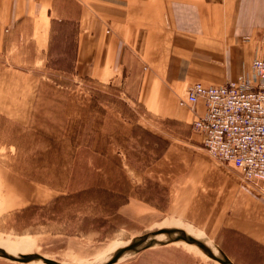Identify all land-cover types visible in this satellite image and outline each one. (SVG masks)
<instances>
[{
    "label": "rangeland",
    "instance_id": "1",
    "mask_svg": "<svg viewBox=\"0 0 264 264\" xmlns=\"http://www.w3.org/2000/svg\"><path fill=\"white\" fill-rule=\"evenodd\" d=\"M98 1H90L80 56L77 0H67L64 22H25L10 32L4 26L0 37V241L63 264H91L114 245L187 219L192 186L196 197H215L218 208L225 203L226 216L245 197H264L210 156L182 102L196 82H251L257 40L173 38L154 13L153 38H131L138 48H124L117 60L95 52L111 44L97 18L114 20L111 3ZM48 28L46 40L40 32ZM210 45L218 51L203 53ZM99 62L108 69L99 70ZM225 224L206 231L210 239L234 264H258L264 245ZM0 264L20 263L0 258ZM116 264L218 263L190 244L172 243Z\"/></svg>",
    "mask_w": 264,
    "mask_h": 264
},
{
    "label": "crops",
    "instance_id": "2",
    "mask_svg": "<svg viewBox=\"0 0 264 264\" xmlns=\"http://www.w3.org/2000/svg\"><path fill=\"white\" fill-rule=\"evenodd\" d=\"M72 2L74 0H71ZM80 8H76L73 14L76 18V25L78 34L76 35L77 53L82 55L86 44L85 29L89 23L90 7L98 0H77ZM108 6H112L113 10L107 11L112 13L114 20L100 19L97 22L101 25L103 30H100L103 36L111 40L108 43L96 46L98 54L115 55L117 60L120 54L124 52L126 47H135V42L131 43V38L146 39L153 38V22L154 13L156 15L155 22H160L167 26L164 29L169 32V25L171 31L174 32L173 38L178 39H243V40H257L259 50L257 54L260 56L262 52L261 39L264 35V0H107ZM106 3V1H104ZM101 5V4H100ZM72 6L67 3V0H0V37L4 26L8 27V32L20 24L25 22H64L69 14ZM102 6V5H101ZM159 9L160 19L157 20L158 14L154 10ZM158 8V9H157ZM63 13L64 16H60ZM53 18V20H52ZM116 20V21H115ZM143 20V21H142ZM118 21V22H117ZM143 22V23H140ZM118 26V27H117ZM49 28L40 32V36H44L46 40L49 38ZM51 31V30H50ZM122 32L118 34V32ZM127 31L128 35L124 33ZM141 32V33H140ZM140 33V34H138ZM149 33V34H148ZM96 37V36H95ZM113 37V38H112ZM169 38V36L166 35ZM89 38V37H88ZM91 38V35H90ZM89 38V40H91ZM130 40V44L124 45L122 39ZM88 40V39H87ZM184 46L197 49V43L193 44L187 40L181 41ZM89 49L91 46H88ZM203 48V47H202ZM223 47L220 48L219 53L227 52ZM226 48V46H225ZM222 49V50H221ZM216 53L218 49L213 46H206L203 53ZM87 50L85 54L95 53ZM135 53L138 52L134 50ZM257 55V56H258ZM255 59V58H254ZM253 59V60H254ZM249 69L253 73L252 63ZM85 62V61H84ZM78 63V61H77ZM83 64V63H82ZM119 64V63H116ZM119 68V67H118ZM99 70L108 69L104 64H98ZM111 69V68H110ZM217 86V85H206ZM186 97V89H185ZM185 97L182 100L185 102ZM204 112L203 105L198 103L195 106L193 116L201 115ZM196 182V180H193ZM190 193H185L187 199L185 200V212H188L187 219H181V222H197L206 224V227L200 229L209 238L210 235L206 232L213 230L215 223L224 222L225 229L240 233L242 237L255 239L257 243L264 245V197H257L255 199L248 198L241 201V204L235 207L231 213L234 216H226L225 203L224 207L218 208L215 197L198 198L197 192L199 188L190 187ZM254 198V197H253ZM249 204V205H248ZM186 207L188 210H186ZM228 209H233L234 205L229 201ZM228 213V214H231ZM183 220V221H182ZM194 226V225H193ZM209 228V229H208ZM227 255V254H226ZM230 258V257H229ZM232 260V259H231ZM258 264H264V246L263 258L257 261Z\"/></svg>",
    "mask_w": 264,
    "mask_h": 264
},
{
    "label": "built area",
    "instance_id": "3",
    "mask_svg": "<svg viewBox=\"0 0 264 264\" xmlns=\"http://www.w3.org/2000/svg\"><path fill=\"white\" fill-rule=\"evenodd\" d=\"M261 55L253 60L254 78L206 86L193 83L186 91V104L195 112L192 129L202 137L210 156L235 171L264 195V35ZM183 102V101H182Z\"/></svg>",
    "mask_w": 264,
    "mask_h": 264
},
{
    "label": "water",
    "instance_id": "4",
    "mask_svg": "<svg viewBox=\"0 0 264 264\" xmlns=\"http://www.w3.org/2000/svg\"><path fill=\"white\" fill-rule=\"evenodd\" d=\"M185 229L191 230L193 234ZM172 243L194 244L218 264H234L226 253L203 231L190 224L183 225V222H173L155 231L134 237L126 243L127 246L123 250L91 264H116L148 248ZM0 258L20 264H62L53 259H46L37 253L26 252L23 254L13 250L8 251L2 247H0Z\"/></svg>",
    "mask_w": 264,
    "mask_h": 264
},
{
    "label": "bare ground",
    "instance_id": "5",
    "mask_svg": "<svg viewBox=\"0 0 264 264\" xmlns=\"http://www.w3.org/2000/svg\"><path fill=\"white\" fill-rule=\"evenodd\" d=\"M186 230V229H185ZM189 230V229H188ZM186 230L187 232H189L190 234L192 233V231L191 230ZM193 234V233H192ZM197 235V234H196ZM198 236V235H197ZM123 244H120V245H114V247H112L111 249H109V250H107L104 254H103V256H101V258H99L98 260H95V261H93V262H96V261H99L100 259L102 260V259H104L103 257H108V256H110V255H112V254H114V253H116V252H119V251H121V250H123V248L125 247V246H127L126 245V243H125V245H123ZM190 245H192L193 247H195V248H197L198 250H200L198 247H196L194 244H190ZM0 247H2V248H4V249H6V250H8V251H11V250H13V251H16V252H18V253H23V254H25L26 253V251H24V250H21L20 249V247L18 248V245L17 244H14L13 246L12 245H7V244H5V243H3V242H1L0 241ZM201 251V250H200ZM202 252V251H201ZM203 253V252H202ZM204 254V253H203ZM206 257H208L206 254H204ZM209 258V257H208ZM210 259V258H209ZM212 260V259H211ZM55 261V260H54ZM92 262V263H93ZM63 264V263H62Z\"/></svg>",
    "mask_w": 264,
    "mask_h": 264
}]
</instances>
